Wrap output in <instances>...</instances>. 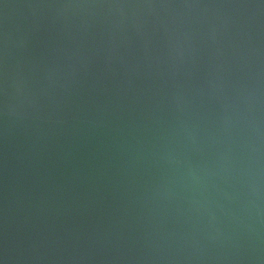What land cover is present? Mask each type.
Here are the masks:
<instances>
[{
	"label": "water",
	"instance_id": "water-1",
	"mask_svg": "<svg viewBox=\"0 0 264 264\" xmlns=\"http://www.w3.org/2000/svg\"><path fill=\"white\" fill-rule=\"evenodd\" d=\"M0 264H264V0H0Z\"/></svg>",
	"mask_w": 264,
	"mask_h": 264
}]
</instances>
